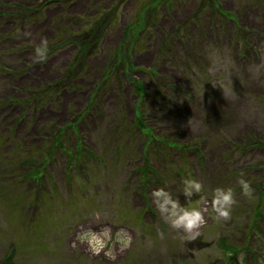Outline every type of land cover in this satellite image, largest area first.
I'll list each match as a JSON object with an SVG mask.
<instances>
[{
    "label": "rangeland",
    "instance_id": "rangeland-1",
    "mask_svg": "<svg viewBox=\"0 0 264 264\" xmlns=\"http://www.w3.org/2000/svg\"><path fill=\"white\" fill-rule=\"evenodd\" d=\"M186 179L203 191L186 199ZM217 187L231 219L209 203L191 242L152 196L202 208ZM9 249L15 264H264V0H0V262Z\"/></svg>",
    "mask_w": 264,
    "mask_h": 264
},
{
    "label": "clouds",
    "instance_id": "clouds-1",
    "mask_svg": "<svg viewBox=\"0 0 264 264\" xmlns=\"http://www.w3.org/2000/svg\"><path fill=\"white\" fill-rule=\"evenodd\" d=\"M44 47H37L36 54L40 59L46 58V41L42 42ZM230 80V79H229ZM217 85V84H216ZM219 85V84H218ZM220 86V85H219ZM221 87V86H220ZM224 98L228 97L224 93L223 87H221ZM236 93L233 91V97ZM237 183L241 188V195L247 198H251L253 189L251 184L243 179L239 178ZM203 191V185L194 179H186L184 181L183 195L186 199H191L193 194H199ZM154 203L157 209L169 225V227L180 234L182 240L188 242L196 241L201 236V228L206 224L205 213L210 211L214 213V219L216 222H227L231 219V211L234 204H236L235 193L232 188H220L217 187L213 190L210 202L203 200L205 205L202 208H186L183 207L179 200L172 199L170 193L164 189H155L152 192ZM130 242V238H129ZM88 246L92 253L99 254L104 249L105 244L92 239L88 241ZM127 244H125V247ZM110 258L114 259L111 251L106 253ZM239 264H242V257H238Z\"/></svg>",
    "mask_w": 264,
    "mask_h": 264
},
{
    "label": "trees",
    "instance_id": "trees-1",
    "mask_svg": "<svg viewBox=\"0 0 264 264\" xmlns=\"http://www.w3.org/2000/svg\"><path fill=\"white\" fill-rule=\"evenodd\" d=\"M137 18H138L137 22L138 21H142V20H140V16L137 17ZM137 22L135 24H137V28H138L139 25H138ZM130 27H131L130 25H126L123 33L124 34H127L128 31L131 29ZM127 56H128V54H127ZM134 81H135V85H137V86L140 87V85H141L140 82H138L136 79H134ZM0 264H15V262H14L12 256H11V254L8 253V254L4 255V258L2 259V261L0 262Z\"/></svg>",
    "mask_w": 264,
    "mask_h": 264
}]
</instances>
